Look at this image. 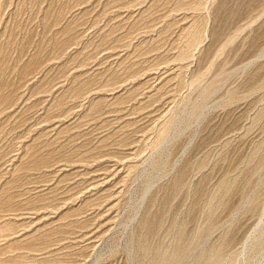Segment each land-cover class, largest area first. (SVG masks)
I'll list each match as a JSON object with an SVG mask.
<instances>
[{
  "label": "rangeland",
  "instance_id": "rangeland-1",
  "mask_svg": "<svg viewBox=\"0 0 264 264\" xmlns=\"http://www.w3.org/2000/svg\"><path fill=\"white\" fill-rule=\"evenodd\" d=\"M80 1L83 0H50L52 8L63 5L68 10L71 8L74 11L72 14H78L77 9L84 12L77 18L71 34L58 36V39H63L49 40L50 43V33L59 26L55 28L56 24L53 23L55 13L51 11L54 9L47 10L49 0L3 2L0 18L9 21V26L0 40V47H6L0 58V66L5 70L0 84L2 82L5 92L10 96L19 86L22 91L16 102L0 106V190L6 187L5 192L0 193V215L7 208L10 211L7 214L11 215L1 220L7 222L9 227L6 225V230L9 233L17 231L18 234L14 237L18 241L27 234L30 235L29 233L37 238L41 234L30 247L43 248L49 242L46 246L53 251V257H59L60 260L47 264H134L138 260V264H141V254L136 253L137 243L147 241L155 247L167 246L181 223H185L183 230L186 235L203 229V223H206L203 212L209 198L216 192L215 188L243 166L246 171L241 176L240 184L234 187V192L225 196V205L213 220L224 225L227 221V228H231L227 236L229 242L223 247L229 258L226 264H264V167L258 168L260 164L257 163L259 156L263 155L254 154L256 147L264 140V87L260 88L262 83L264 85V0H147L148 4L145 3L144 6V3L140 4L144 0H85L84 6ZM127 3L129 5L126 6ZM133 3V10L127 12V8H130L128 6ZM199 3L203 6L199 7ZM194 4L193 10L191 7ZM79 5L83 8L79 7L75 11ZM138 6L141 11L150 7L151 10L141 16ZM145 6L148 8H144ZM196 7L201 8L197 13ZM138 13L140 17L137 16ZM197 14L206 18L207 36L203 38L200 47L191 51L192 55L188 60L180 63L179 51L186 49L184 43L186 44L187 36L184 33L199 19ZM60 23L62 21L59 25ZM131 23H134V27ZM2 30L0 26V34ZM130 30H134L133 34L127 37L126 33ZM131 33L132 31L129 32ZM72 34L75 39H70ZM234 34L238 35L234 43L215 57L227 38L234 37ZM21 42L25 53H29L23 52L20 56L18 53L22 48ZM60 42L65 45L61 52V46L58 48ZM37 45L38 48L40 46V67L27 76V73L22 72L21 61L27 60ZM18 57H23L20 62ZM16 61L19 66L12 73L11 68L17 64ZM108 69L113 73L118 72L112 85L114 87L110 86L113 91L110 92H113V96H121L120 105L112 104L113 96L110 92L93 90L106 84L105 79L112 73ZM202 73L205 75L203 84L207 85L215 79H222L224 82L221 80L222 85L202 103L204 106L202 105L201 113H196L197 116L192 114V110L194 106L201 104V100H197L200 95L197 94H200L201 86L206 85L202 84L199 91L197 88H188L187 83L195 75ZM127 76H134L136 79ZM82 82L89 83L88 89L81 92L82 95L78 97L70 92L74 85H82ZM106 88L109 89H102ZM231 89L237 91L231 96L237 102L225 106L227 92ZM64 91L66 99L71 98L66 101L68 109L65 113L57 110L50 113L46 110L54 95L63 94ZM183 97H186L185 102L192 109L187 104L188 109L182 108L185 113L181 112V108L176 111L180 116L177 115L178 122L173 128L177 127L173 133H169V138L173 137L175 140L168 139L160 149L153 151V129L177 105L176 102L184 100ZM102 98L105 102H102L100 113L91 117L86 115L89 105ZM259 109L263 110L262 122L250 125ZM186 110H191L190 114ZM63 126L70 128L58 134V129ZM116 126V131L121 130L117 131L119 133L114 130ZM43 135L47 136L42 138L44 143L40 141L36 144L37 155L30 157L28 163L32 168H35V164L41 167L47 165V168L30 172H26V167H22V170L19 167L15 169L24 154L25 146H30L34 139ZM104 136L109 137L108 142H103L100 146L97 142ZM225 141L226 145L223 147ZM48 153H51V159H48ZM202 157H207L210 161L207 170L205 168V180L196 175L199 187L203 188L202 192L179 190L175 191L174 196L170 181L176 171L186 162L190 165L195 164V161L200 162ZM169 167L175 168L170 170ZM14 169L19 171L12 176ZM259 169L263 171L258 176ZM161 170L171 175L163 177ZM158 176L162 178H156ZM256 183L257 186L260 185L257 187ZM145 184L150 188L148 196H144L147 189ZM256 194L257 200L253 206L237 215L235 211L241 203L240 198H252ZM188 195H191L192 200ZM164 200H167L166 203L160 204ZM9 203L12 206L6 207ZM158 215L160 220L165 221L160 222V233L150 236L144 230V225L153 222ZM76 219L78 222H72ZM11 229L14 231L11 232ZM7 231L4 232L5 235ZM143 231H146L145 234ZM258 231L262 234L263 244L254 241L260 240V237L257 239L261 236ZM219 235L217 230L210 236L208 243L207 240H200L198 245L201 248L197 247L196 254L212 244L217 246ZM46 236H49V240ZM259 242L263 247L257 244ZM20 243L23 245L20 248L28 247L27 243ZM133 243L135 246H132ZM132 251H135L136 256ZM196 254L194 253L195 261L191 260L194 261L192 263L196 264L197 259H200L197 264H204L205 258L202 256V259L201 255L198 258ZM6 256L0 255V264H9L6 260H9V256Z\"/></svg>",
  "mask_w": 264,
  "mask_h": 264
},
{
  "label": "bare ground",
  "instance_id": "bare-ground-1",
  "mask_svg": "<svg viewBox=\"0 0 264 264\" xmlns=\"http://www.w3.org/2000/svg\"><path fill=\"white\" fill-rule=\"evenodd\" d=\"M45 1V0H44ZM53 1V0H52ZM132 1V0H131ZM145 1V2H144ZM144 1H142V2H140V4H142V3H144L142 6H144L145 5V3H146V1L147 0H144ZM200 1V0H199ZM202 1V0H201ZM3 2H4V0H0V14H1V11H2V7H3ZM17 2V1H16ZM68 2V1H67ZM81 2V1H80ZM83 2V4H82V6H84L85 5V0H83L82 1ZM81 2V3H82ZM128 2V1H127ZM130 2V1H129ZM151 2V1H150ZM156 2V1H155ZM155 2H153L154 4H155ZM158 2V1H157ZM203 2H205V1H203ZM69 3V2H68ZM77 3H78V1H77ZM87 3V2H86ZM198 2H196V4H197ZM202 3V2H201ZM201 3H199L198 4V6L199 7H201V6H203V4L200 6V4ZM20 4L21 5H23L21 2H20ZM51 3H50V0H49V7H48V9L47 10H49L50 8H52L53 6H51L50 5ZM146 4H148V2L146 3ZM157 4V3H156ZM193 4V3H192ZM192 4H191V6H192ZM40 5V4H39ZM61 5V4H60ZM65 5V4H64ZM126 6L127 5H129L128 3L127 4H125ZM132 5V4H131ZM153 5V4H152ZM190 5V4H189ZM16 6V5H15ZM63 6V5H62ZM62 6H60V7H58V8H56V7H54V8H52V9H54V11L52 10L51 11V13H55V15H56V17H55V15H53L54 16V18H53V16H51V22H52V18H53V23L54 24H56V26H55V28L57 27V26H59V27H57L55 30H53L50 34H51V36H50V39H48V42L50 43V41H55V40H60V39H63V38H60V39H58L57 37L58 36H60V37H65V35H69V33L70 32H72V31H74V30H72V28H74V25H75V22H77L78 20H77V18L79 17H81L82 16V14L84 13V12H82L81 10H78L77 8H79L80 7V5L78 6V7H76L75 8V11H76V9H77V11H78V14H72L73 12L71 11V8H70V10H68V8H64V6L62 7ZM69 6V5H68ZM71 6V5H70ZM69 6V7H70ZM72 6H74V4L72 5ZM124 6V5H123ZM133 6H134V3H133V5L132 6H128V7H130V8H127V12H129V10H133L132 8H133ZM197 6V5H196ZM197 6V7H198ZM206 6L207 5H205V8H206ZM194 7H195V4H194V6L193 7H191V9L193 8V10H194ZM195 8V11H196V13L198 12V10L200 11L201 10V8ZM31 8V7H30ZM56 8V9H55ZM83 7H80V9H82ZM138 8H139V6H138ZM141 8V7H140ZM139 8V10L141 11V9ZM144 8H148L147 6H145ZM153 8V7H152ZM203 8V7H202ZM125 9H126V7H125ZM143 9V8H142ZM150 10H151V7L149 8ZM149 9H145L144 11H139L140 13H138V15L137 16H139V14L141 15V16H144V15H146L145 13L147 12V10H149ZM182 9H184V8H182ZM188 9H190V6H189V8ZM51 10V9H50ZM149 10V11H150ZM186 10V9H185ZM126 11V10H125ZM138 11V10H137ZM149 11H148V14L150 15V13H149ZM187 11V10H186ZM190 11V10H189ZM195 11H192L193 13L195 12ZM204 11V10H203ZM132 12V11H131ZM130 12V13H131ZM263 12H264V10H263ZM185 13V12H184ZM200 13V12H199ZM214 13V12H213ZM2 15V14H1ZM79 15H81V16H79ZM148 16V15H147ZM194 16H196V15H194ZM197 16L199 17V19H198V17L196 18V19H198L197 21L195 20V22L191 25V26H189V29H188V31H186V33H184V35L185 36H187V41H185L186 42V44L184 43V45H186V49H185V51H179L181 54L179 55V58H178V61H180V63H182L183 61H186V60H188V58L192 55L191 54V51L195 48L196 49V47H198L201 43H202V41H203V38L205 37V36H207L206 34L208 33V31H207V25H206V18H203L204 17V15L202 16L201 14H197ZM140 17V16H139ZM138 17V18H139ZM146 17V16H145ZM44 19V18H43ZM142 19V18H141ZM44 20H46V19H44ZM62 21V23H60V25H59V22H61ZM137 22V21H136ZM9 21H5L4 19H2V18H0V26H2V33L0 34V40H1V38H2V36H3V32H4V34H5V32H6V30L8 29L7 28V26H9ZM135 23V22H134ZM133 23V24H134ZM54 24H53V27H54ZM132 24V23H131ZM133 24H132V26H133ZM208 24V23H207ZM135 25H136V23H135ZM4 26V27H3ZM131 25H130V29H131V27H132ZM152 26V25H151ZM207 26V27H206ZM134 27V26H133ZM148 27V26H147ZM150 28V27H149ZM76 29V28H75ZM115 29V28H114ZM133 29V28H132ZM146 29V28H145ZM72 30V31H71ZM147 30V29H146ZM186 30H187V28H186ZM257 30V29H256ZM130 31H132V33L131 34H129V32ZM130 31H128V33H126V34H128V35H126L127 37L128 36H130V35H132L133 34V31L134 30H130ZM148 32H149V30H147ZM147 31H145L146 33H148ZM211 31V30H210ZM50 32V31H49ZM48 32V33H49ZM185 32V31H184ZM211 33V32H210ZM42 34V33H41ZM71 34V33H70ZM237 34V33H236ZM75 35V34H74ZM46 36V35H45ZM73 36V34L71 35V37H70V39L72 38V39H75V36H74V38L72 37ZM238 36V35H237ZM235 34H234V37L232 36L231 38H227V40L223 43V45L218 49V51L215 53V57H217V55H219L223 50H225V48H227L228 46H231L233 43H234V41H235V39H236V37H237ZM8 37V36H7ZM78 37V36H77ZM76 37V38H77ZM119 37V36H118ZM219 37H221V36H219ZM185 38V37H184ZM79 39V38H78ZM219 39V38H218ZM43 40V39H42ZM50 40V41H49ZM185 39H183V41H184ZM63 41V40H62ZM181 41V40H180ZM47 42V41H46ZM153 43H154V40L152 41ZM23 42H21L20 43V46L22 47L21 48V50L19 51V53H18V55H22V53L24 52L25 53V50H24V47H23V44H22ZM53 43V42H52ZM55 43V42H54ZM61 43H63V42H60L59 44L60 45H58V48H59V51L61 52L62 50H64V44H61ZM56 45L58 44L57 42L55 43ZM158 44V43H157ZM26 45V44H25ZM39 45H41V43H39ZM50 45V44H49ZM155 45V44H154ZM0 46H2L1 44H0ZM9 46V45H8ZM52 46H54V44H52ZM139 46V45H138ZM156 46V45H155ZM201 46V45H200ZM199 46V47H200ZM12 47V46H11ZM55 47V46H54ZM53 47V48H54ZM57 47V46H56ZM55 47V48H56ZM58 48H56V49H58ZM136 48V47H135ZM134 48V49H135ZM180 48H182V47H180ZM6 49V47L5 48H1L0 47V58H1V55L3 54V50H5ZM38 49H40V46H39V48H38V45L36 46V49H34V51H32V53H30L29 54V57H27V60H25V56H24V62H23V60L21 61V63H22V72L23 73H27L26 75L27 76H30L31 74H33L35 71H36V69H38L40 66H39V63H40V56H39V50ZM137 49V48H136ZM183 49V48H182ZM180 50V49H179ZM28 51V50H27ZM31 51V50H30ZM59 52V53H60ZM4 53H5V51H4ZM27 53H29V51L28 52H26L25 54H27ZM63 53V52H62ZM263 54H264V52H262ZM162 54V53H161ZM262 55V54H261ZM159 56V55H158ZM163 56V55H162ZM261 57V56H260ZM21 58H23V57H18L17 59H18V61L20 62V59ZM177 58V57H176ZM258 59V58H257ZM165 60V59H164ZM254 60H256V59H254ZM175 61H177V59H175ZM174 61V62H175ZM177 61V62H178ZM253 61V60H252ZM252 61H251V63H252ZM255 61H253V63H254ZM256 62H257V60H256ZM16 63H17V61H16ZM20 63V64H21ZM123 63V62H122ZM212 63V62H211ZM252 63V64H253ZM213 64V63H212ZM211 64V65H212ZM1 65V64H0ZM181 65V64H180ZM13 66V65H12ZM16 66H19V64L17 63V64H15V66L14 67H12L11 68V72L13 73L14 71H15V69H16ZM42 66V65H41ZM152 66V65H151ZM210 66V65H209ZM243 67V66H242ZM4 68V67H3ZM1 66H0V79H1V77L2 76H4V74H5V70L3 69ZM122 69V68H121ZM209 69H211L210 67H209ZM261 69V68H260ZM259 69V70H260ZM19 70V69H18ZM108 70H110V69H108ZM126 70V69H125ZM129 70V69H128ZM208 70V69H207ZM255 70V69H254ZM42 71V70H41ZM111 71V70H110ZM20 72V71H19ZM112 72V71H111ZM116 72V71H115ZM110 73L109 75H108V77L105 79L106 80V84H104L103 86H102V88H105V87H109V89H102L101 87V89L100 88H95V89H93V90H99V91H101V93H108V92H110V91H113V90H111V89H113L112 87H114V86H112L113 84H114V81H115V79L118 77V75H116L117 73ZM125 72V71H124ZM206 73H207V71H205ZM254 72V71H253ZM127 73V72H126ZM205 73V74H206ZM255 73V72H254ZM125 74V73H124ZM106 75V74H105ZM104 75V76H105ZM128 75V74H127ZM230 75V74H229ZM27 76H25V77H27ZM103 76V75H102ZM103 76V77H104ZM106 77V76H105ZM126 76L124 75V78H125ZM203 77H205V75H204V73H202V74H197V75H195L194 76V78L192 79V80H190L188 83H187V87L188 88H197L198 90L200 89V86L203 84ZM218 77V76H217ZM21 78V77H20ZM127 78H130V79H133V80H135L136 78L134 77V76H130V77H128L127 76ZM220 78V77H219ZM126 79V78H125ZM228 79V78H227ZM251 79V78H250ZM2 80V79H1ZM0 80V81H1ZM4 80V79H3ZM90 80V79H89ZM88 80V82H90ZM100 80V79H99ZM102 80V79H101ZM127 80V79H126ZM222 80V79H221ZM221 80L219 79H215V80H213L212 82H210L209 81V83L206 85V83H204L206 86H201V92H200V94H197L198 96L200 95V98L199 99H197V100H201V104H198L197 102L198 101H196V103L198 104V105H196V106H194V108H193V110H192V114H196V113H201L200 111H201V108L204 106V104H202L209 96H211L222 84H221ZM83 81H85V79L83 80ZM125 81V80H124ZM223 81V80H222ZM134 82V81H133ZM132 82V83H133ZM187 82V81H186ZM185 82V83H186ZM224 82V81H223ZM247 82V81H246ZM105 83V82H104ZM249 83V82H248ZM5 84V83H4ZM203 84V85H204ZM11 85V84H10ZM89 85V83H83L82 82V85H81V83H79V84H76V85H74L73 87H72V90L73 91H70L71 93L73 92V94L74 95H76V96H78V95H80L81 94V92H83L86 88L88 89V86ZM246 85H247V83H246ZM8 86V85H7ZM110 86H112L111 88H110ZM117 86V85H116ZM261 86H263L264 87V85H263V83H262V85H260V88H262L263 89V87H261ZM16 87V86H15ZM139 88V87H138ZM260 88H259V90H260ZM68 89H69V87H68ZM137 89V88H136ZM196 89V90H197ZM197 90V91H198ZM199 90V91H200ZM227 90V89H226ZM259 90H258V92H259ZM6 91V88H5V86L4 85H2V82H1V84H0V106H4V105H6V104H8V103H14V102H16L17 101V99H19V96L21 95V93L20 92H22L21 91V89H20V86L19 87H17V88H15L12 92V95L10 96V94H8L7 92H5ZM135 91V90H134ZM139 91V90H138ZM137 90H136V92H138ZM9 92V91H8ZM67 92V91H66ZM88 92V91H87ZM237 91L236 90H233V89H231V90H229L227 93H228V96H227V100H226V102H225V106H228V105H230V104H232V103H234V102H237V100L236 99H234V100H236V101H233L232 100V97L231 96H233V94L235 95V93H236ZM254 92V91H253ZM263 92H264V89H263ZM111 93V92H110ZM113 93V92H112ZM112 93L110 94V95H112ZM133 93V92H132ZM199 93V92H198ZM251 93V92H250ZM249 93V94H250ZM66 93H65V91H64V93L62 94H58V95H54V97H53V99H52V103H51V105L49 106V108H47L46 110H48L50 113H53V112H55V110H57L58 112H64L65 110H67L68 108H66L67 106H66V101H67V99L69 98V97H67V99H66V95H65ZM249 94H248V96H249ZM264 94V93H263ZM74 95H73V97H74ZM82 95V94H81ZM109 95V96H110ZM237 95V94H236ZM251 95V94H250ZM104 96H105V94H104ZM113 96V95H112ZM70 97H71V95H70ZM79 97V96H78ZM121 97V96H120ZM120 97H116V96H113V98H112V104L113 105H120L119 104V101H121L120 99ZM238 97V96H237ZM107 98V97H106ZM184 98H186V97H183L182 99H184ZM189 98V97H188ZM210 98V97H209ZM235 98H236V96H235ZM244 98H245V96H244ZM69 99H71V98H69ZM73 99H75V98H72V100ZM225 99V98H224ZM239 100L238 101H240V98H238ZM242 99V98H241ZM190 100V99H189ZM186 101H188V100H186ZM102 102H105L104 101V98H102V100L101 99H99V100H95V102H91L92 104L91 105H89V107H88V109L85 111V113H86V115H88V116H90L91 117V115H94V116H96L95 115V113H97V112H99V110H100V108H101V105H103L102 104ZM190 102V101H189ZM177 103V105H175V107H172L173 109H171V111H168V113L162 118V121H161V123L160 124H158L156 127H155V129H153V131L155 130V135H154V139L152 140L153 141V144H151L152 146L151 147H153V151L154 150H157V149H160L161 148V146L165 143V141L167 140V141H169L171 138H173V137H170L169 138V133H171L170 131H172V133H173V130L177 127H175V128H173L174 126H175V124H176V121H177V115L178 114H176V111L178 112V111H180L179 109L181 108H183V109H188V106H190L189 108H191V105L190 104H188V102H185V99L184 100H182V101H179V103L178 102H176ZM191 103V102H190ZM193 104H194V102H192ZM224 103V102H223ZM222 103V104H223ZM187 104H188V106H187ZM219 104V103H218ZM111 104H109V106H110ZM113 105H111L112 107H114ZM203 105V106H202ZM234 105V104H233ZM224 106V105H223ZM224 106V107H225ZM185 107V108H184ZM11 108V107H10ZM179 108V109H178ZM183 109L181 110V112L183 111ZM192 109V108H191ZM1 110H3V109H1ZM256 111V110H255ZM129 112V111H128ZM184 112V111H183ZM186 112H189V111H187L186 110ZM190 112H191V110H190ZM190 112H189V114H190ZM65 113V112H64ZM100 113V112H99ZM130 113V112H129ZM185 113V112H184ZM262 113H263V110H261V109H259L258 111H257V114L255 115V117H254V119H253V121H252V123L250 124V125H255V124H258L259 122H262V120L264 119H262L261 118V115H262ZM98 114V113H97ZM120 114V113H119ZM127 114V113H126ZM188 114V115H189ZM85 115V114H84ZM197 116H198V114H196ZM196 115H192V117L193 116H195L196 117ZM203 115V114H202ZM178 116H180V115H178ZM98 117V116H97ZM117 117V116H116ZM190 117H191V115H190ZM194 117V118H195ZM201 117V116H200ZM263 117V116H262ZM199 118V117H198ZM197 119V118H196ZM195 119V120H196ZM120 120V119H119ZM192 121V120H191ZM178 122V121H177ZM120 123V122H119ZM126 123H129L128 121H126ZM125 122H123V124H125L126 126H127V124H126ZM189 123V122H188ZM118 124V123H117ZM122 124V123H121ZM125 125H122L123 127L125 126ZM129 125V124H128ZM62 126V125H61ZM66 126V125H65ZM130 126V125H129ZM128 126V127H129ZM68 127V126H67ZM67 127H62V128H60V129H58V134L59 133H62V132H66L69 128H70V126L67 128ZM115 128L117 129V126L116 127H114V130H115ZM122 128V127H121ZM173 128V129H172ZM118 129H120L119 127H118ZM125 129V128H124ZM124 129H122V131H124ZM176 130V129H175ZM116 131V130H115ZM114 131V132H115ZM117 131H119V130H117ZM116 131V132H117ZM121 131V130H120ZM119 131V132H120ZM115 132V133H116ZM119 132H117V133H119ZM114 133V134H115ZM116 133V134H117ZM154 133V132H153ZM57 135V134H56ZM173 135V134H172ZM171 135V136H172ZM45 136L46 135H43V136H41V137H39L38 139H34L32 142H31V145L30 146H28V145H26L25 146V151H24V154H23V156L22 157H20V161H21V163H20V161H19V165L18 166H16V168L15 169H17V167H19V170H22V167H26L25 169H26V172H30V171H37V170H39V169H42V168H47V165H45V166H38V165H36L35 164V168H32L31 166H29L30 165V163H28V161H29V159H31L32 157H34V155L36 154L37 155V152L35 151V147H36V144L38 143L39 144V142L41 141V142H43L44 140L43 139H45ZM112 136V135H111ZM47 137V136H46ZM105 137V136H104ZM109 137H110V134H109ZM109 137H105V138H101L98 142H97V144H103V142L105 143V142H108V138ZM43 138V139H42ZM169 139V140H168ZM174 139V138H173ZM175 140V139H174ZM173 140V141H174ZM171 141V140H170ZM46 142V141H45ZM113 142V141H112ZM44 143V142H43ZM152 143V142H151ZM37 144V145H38ZM41 144V143H40ZM107 144V143H106ZM112 144V143H111ZM226 145V141L225 142H223V147ZM101 146V145H100ZM107 146V145H106ZM116 146V145H115ZM255 146H258L257 144L255 145ZM45 147H47V146H45ZM91 147H93V146H91ZM99 147V146H98ZM102 147H103V145H102ZM113 147V146H112ZM119 147V146H118ZM37 148V147H36ZM101 148V147H100ZM99 148V149H100ZM106 148V147H105ZM34 149V152H32L31 153V150H33ZM38 149V148H37ZM95 149V148H94ZM96 149H97V147H96ZM62 150V149H61ZM262 154L263 156H259V159L257 160V163H258V165L260 164V166L258 167V168H260V167H264V140H263V142L261 143V145L260 146H258V147H256V149L254 150V154L255 155H257V154ZM35 155V156H36ZM51 153H48L47 154V156H48V159H51ZM252 154H250V156H251ZM255 155L253 156V157H255ZM41 156V155H40ZM222 156V155H221ZM31 157V158H30ZM203 158V157H202ZM118 159V158H117ZM251 159V158H250ZM210 161H209V159L207 158V157H204L200 162H196L195 161V164H191L190 165V163L189 162H186L185 164H183V166H181V167H179V169L176 171V174H175V176L171 179V181H170V184H171V186H170V188H171V191H172V194L174 195V193H175V191H179V190H187V191H189V192H194V193H196L197 191L198 192H200L203 188L202 187H199L200 185H199V183H198V181H196V177L197 176H199V177H201V179L202 180H205V177H206V170H207V166H208V164L210 165V163H209ZM247 162H248V160H247ZM38 163V162H37ZM184 163V162H183ZM245 163V162H244ZM249 163V162H248ZM247 163V164H248ZM253 163V162H252ZM39 164V163H38ZM256 164V163H255ZM167 165V164H166ZM165 165V166H166ZM174 165V164H173ZM188 165H190V166H188ZM246 165V164H245ZM253 165V164H252ZM252 165H251V167H252ZM156 166V165H155ZM165 166H164V168H165ZM168 166V165H167ZM176 167H177V165H175ZM249 166V165H248ZM49 167V166H48ZM172 167V166H171ZM243 167V166H242ZM239 168L238 170H237V172H236V174L235 175H233L232 177H231V175H230V178L229 179H226V180H223L221 183H219V185L217 186V188H215L216 189V192H214L213 194L214 195H210L211 197L209 198V201L207 202V204H206V209H204V212H203V216L205 217V222L206 223H203V224H205V226L203 227V229H198V230H196V232L194 233V234H190V235H186L185 234V230H183V227H184V225H185V223H181L180 224V227L176 230V232L175 231H173V232H175L174 233V236L172 237V242H170V244L169 245H167V246H165V245H159V246H152V245H150L147 241H140L139 243H137L136 244V253L137 254H141V256H140V263L141 264H149V263H154V264H194V263H192V262H194L195 261V259H193V256H194V253L196 254V252L195 251H197V247L199 246L198 245V243H200L199 241L201 240H203V242H205L206 240V243H208V241H209V239H210V236L215 232V231H217L218 230V232H220V235L218 236V245L217 246H212L211 244V246L210 247H208V248H206L204 251H201V252H199V254H196L197 255V257L199 256V255H201V257L203 256L204 258H205V261H204V264H226L228 261V256H227V254L226 253H224L225 251H224V244H227L228 242H229V240H228V238H227V236H228V234H230L229 232H230V227L229 228H227V224H229V222L227 223V221H226V225H224V224H222V223H220V222H217V221H215V220H213V219H215V217H216V215H217V213H218V211L220 210V209H223V207H224V203H225V196L227 195V194H231V192H234L233 190H234V187L236 186L237 187V185H239L240 184V182H241V176H242V174L243 173H245V169H244V167L243 168ZM250 167V166H249ZM255 167V166H254ZM170 168V167H169ZM168 168V169H169ZM175 168V167H174ZM174 168H170V170L172 169H174ZM205 168H206V170H205ZM257 168V169H258ZM14 169V172L11 174L12 176L15 174V173H17L19 170H15ZM247 169H248V167H247ZM164 170H166V169H164ZM163 170V171H164ZM249 170V169H248ZM253 170H256V169H253ZM162 171V170H161ZM162 171V172H163ZM251 171V170H250ZM263 171V170H262ZM261 169H259V173L257 174L258 176L259 175H261ZM171 172V171H170ZM173 172V171H172ZM257 172V171H256ZM164 173V172H163ZM252 173V172H251ZM18 174V173H17ZM24 174V173H23ZM168 174H170V173H168ZM168 174H167V172H165L162 176L164 177V176H168ZM198 174V175H197ZM255 174V173H254ZM1 175V174H0ZM20 175V174H19ZM171 175V174H170ZM197 175V176H196ZM248 175H249V173H248ZM193 176H195V178L193 177ZM253 176V175H252ZM228 177V176H227ZM243 177V176H242ZM245 177V176H244ZM156 178H162V177H160V176H158V177H156ZM155 178V179H156ZM247 178V177H246ZM259 178V177H258ZM198 180V179H197ZM244 180H245V178H244ZM153 181V180H152ZM200 181V180H199ZM203 182V181H202ZM243 182V181H242ZM16 183V182H15ZM258 183H260V182H258ZM7 184L9 185V183L7 182ZM7 184H5V185H7ZM205 184V183H204ZM249 184V183H248ZM146 185V184H145ZM150 185V184H149ZM243 185V184H242ZM251 185V184H250ZM254 185V184H253ZM252 185V186H253ZM260 184H258V186H259ZM4 186V185H3ZM148 185H146V187H147ZM151 186V185H150ZM248 186V185H247ZM256 186H257V183H256ZM256 186H254V187H256ZM257 186V187H258ZM5 187V186H4ZM146 187H144V189H146ZM216 187V186H215ZM239 187V186H238ZM245 187V186H244ZM167 188V187H166ZM144 189H143V191H144ZM149 187H147V189L145 190V192H144V196H148L149 194H147L148 192H149ZM163 189V188H162ZM240 189V188H239ZM5 190H6V187L5 188H3V189H1L0 190V193H2V192H5ZM238 190V189H237ZM243 190H244V188H243ZM242 190V191H243ZM247 190V189H246ZM254 190H257V189H254ZM165 191V190H164ZM181 191V192H182ZM206 191V190H205ZM214 191V190H213ZM168 192V191H167ZM188 192V193H189ZM202 192V191H201ZM235 192H237V191H235ZM244 192V191H243ZM143 193V192H142ZM166 192H164V194H165ZM170 193V192H169ZM183 193V192H182ZM185 193V192H184ZM242 193V192H241ZM256 193H257V191H256ZM167 194V193H166ZM171 194V193H170ZM177 194V193H176ZM203 194H205V193H203ZM251 193H249V195H250ZM254 194H255V192H254ZM39 195V194H38ZM38 195H36L35 197L37 198V196ZM197 195V194H196ZM199 196L201 195V194H198ZM248 195V196H249ZM253 195V194H252ZM142 196H143V194H142ZM175 196V195H174ZM189 196V195H188ZM202 196V195H201ZM205 196V195H204ZM1 197V196H0ZM163 197H165V195L163 196ZM169 197V196H168ZM191 197V195L189 196V198ZM7 198H9L8 196H7ZM199 198V197H198ZM207 198V197H206ZM228 198V197H227ZM144 199H145V197H144ZM169 199V198H168ZM167 199V200H168ZM171 199V198H170ZM191 199V198H190ZM189 199V200H190ZM4 200V199H3ZM30 200V199H29ZM167 200H164V201H162V202H160V204L161 203H166V201ZM188 200V201H189ZM192 200V199H191ZM197 200V199H196ZM206 200V199H205ZM256 200H257V194L256 195H254L252 198L250 197H241L240 198V201H241V203H239V205L237 206V209H236V211H235V213H237V215H238V213L239 214H241L243 211H245L247 208H250V207H252L253 206V204L256 202ZM1 201V200H0ZM187 201V202H188ZM207 201V200H206ZM206 201H204V202H206ZM3 202V201H2ZM152 202V201H151ZM194 202H195V200H194ZM179 203V202H178ZM196 203V202H195ZM10 204V203H9ZM7 205L6 207H11L12 206V203L10 204V205ZM176 204V203H175ZM190 204V203H189ZM196 204H198V203H196ZM204 204V203H203ZM0 205H1V202H0ZM150 205H152V204H150ZM181 205V204H180ZM3 206V205H2ZM149 206V205H148ZM169 206V205H168ZM168 206H166V207H168ZM1 207V206H0ZM160 207H161V205H160ZM177 207V206H176ZM256 207V206H255ZM259 207H260V204H259ZM14 208V207H13ZM171 208V207H170ZM186 208V207H185ZM261 208V207H260ZM6 209V208H5ZM11 209V208H10ZM158 209V208H157ZM176 209V208H175ZM252 209V208H251ZM255 209V208H254ZM262 209V208H261ZM0 210H1V208H0ZM4 210V209H3ZM12 210H14V209H12ZM150 211V210H149ZM186 211V210H185ZM256 211V210H255ZM259 211H262V210H259ZM10 211H9V208H7V210L6 211H4V213H3V211H2V215H0V255L1 256H3V255H7V256H9L8 258H9V260L8 259H6L7 260V262H9V264H47V263H49V262H57V261H60L58 258H56L55 256L53 257V251H51V250H49L50 249V247L49 246H46V244H48V243H45V247H43V248H38V246H41V245H38V246H36L38 249H34L33 247H30L31 245H33V244H35L34 242H37L36 240L38 239V238H40V235L41 234H39V236H38V238H37V236H35L34 237V235H32L31 233H29L30 235H26V236H24L23 238H21V239H19V241H18V239H16V236L14 237V235H16V234H18L17 233V231L16 232H12V231H14V230H12L11 229V232L12 233H9L7 230H6V221H5V223L3 222V221H1L2 220V218H3V220H4V218L6 217L7 218V216L9 215V214H7V213H9ZM158 212V214L160 215L161 213V210H160V212L159 211H157ZM164 212V211H163ZM166 212H167V208H166ZM169 212H170V210H169ZM189 212V211H188ZM1 213V212H0ZM148 213V212H147ZM173 213V212H172ZM234 213V214H235ZM11 214V213H10ZM13 215L14 214H16V213H12ZM143 214V213H142ZM165 214V213H164ZM184 214V213H183ZM191 214V213H190ZM231 214H232V212H231ZM243 214V213H242ZM159 215H158V217H155L154 218V221L153 222H151V223H147V218H146V225H144V230L146 229V231L148 232L147 234L148 235H153V234H155L156 232H159L158 230H160V228L162 227L161 226V221L162 220H164V219H162V220H160V218H159ZM168 215L170 216V214L168 213ZM172 215V214H171ZM175 215V214H174ZM237 215H236V217H237ZM9 216H11V215H9ZM75 216V215H74ZM73 216V217H74ZM144 216H147V215H145L144 214ZM166 216H167V214H166ZM177 216H178V214H177ZM188 216V215H187ZM13 217V216H12ZM182 217V216H181ZM235 217V218H236ZM5 218V219H6ZM143 217H141V219H142ZM157 218V219H156ZM168 218V217H167ZM178 218V217H177ZM233 218V217H232ZM234 219V218H233ZM169 220V219H168ZM203 220V219H202ZM217 220V219H216ZM165 221V220H164ZM230 221V220H229ZM231 221H232V219H231ZM234 221V220H233ZM1 222H3V224H1ZM72 222H78L77 221V219H76V221H72ZM172 222V221H171ZM171 222H170V224H171ZM140 223V222H139ZM223 223H225V222H223ZM179 224V223H178ZM141 225H142V223H141ZM140 225V226H141ZM8 226V225H7ZM9 227V226H8ZM200 227V226H199ZM233 227V226H232ZM174 229V228H173ZM197 229V228H196ZM9 230H10V228H9ZM141 230V229H140ZM6 231L9 233H7L6 235H5V233H6ZM145 231V232H146ZM5 232V233H4ZM145 232L143 231L142 233H144L145 234ZM188 232V231H187ZM160 233V232H159ZM257 233V232H256ZM258 233H259V231H258ZM34 234H36V233H34ZM157 234V233H156ZM260 234V233H259ZM24 235V234H23ZM38 235V234H37ZM44 235H45V233H44ZM48 235V234H47ZM261 236H258L257 237V239H259V237H260V240H254V241H262V234H260ZM154 236V235H153ZM157 236H160V234H158ZM230 236V235H229ZM19 237H22V236H20L19 235ZM41 237H44V236H41ZM48 237V240H49V236H46L45 238H47ZM212 237V236H211ZM18 238V237H17ZM61 238V237H60ZM135 238H136V236H135ZM139 239H140V237H139ZM148 239V238H147ZM160 239V238H159ZM22 240V241H21ZM43 240H44V238H43ZM51 240V239H50ZM132 240V239H131ZM143 240V239H142ZM162 240V239H161ZM168 240V239H167ZM135 241V240H134ZM136 241H137V238H136ZM159 241V240H158ZM20 242H22V243H27L28 245V247L26 246V245H24L25 247H27V248H20V247H23V245H21V243ZM255 242V243H256ZM257 243V244H261V243ZM18 243H20V244H18ZM51 243H52V241H51ZM159 243V242H158ZM158 243H157V245H158ZM168 243V242H167ZM206 243H204V245H206ZM264 243V242H263ZM262 243V244H263ZM18 244V245H17ZM161 244V243H160ZM201 244H202V242H201ZM261 244V245H262ZM20 245V246H19ZM134 245V243L132 244V246ZM154 245V244H153ZM255 245V244H254ZM261 245H259L260 247H261ZM43 246V245H42ZM41 246V247H42ZM135 246V245H134ZM203 246V245H202ZM19 247V248H18ZM200 247V246H199ZM204 247V246H203ZM202 247V248H203ZM255 247L257 248L258 247V245H255ZM254 247V248H255ZM260 247H259V249H260ZM262 247H263V245H262ZM261 247V248H262ZM32 248V249H31ZM201 248V247H200ZM199 248V249H200ZM133 249H134V247H133ZM226 249V248H225ZM203 250V249H202ZM62 251V250H61ZM60 251V252H61ZM133 252V251H132ZM135 252V251H134ZM133 252V253H134ZM132 253V255H134L135 254V256H136V253H134L133 254ZM167 254V255H166ZM226 254V255H225ZM230 254H232V253H230ZM234 255V254H233ZM6 256V257H7ZM59 256V255H58ZM134 257V256H133ZM200 256L198 257V258H201ZM202 257V259H204ZM230 257V256H229ZM138 257H136V259H137ZM192 258V259H191ZM195 258V257H194ZM231 258V257H230ZM135 258H133V260H134ZM135 259V260H136ZM139 259V258H138ZM197 259V258H196ZM5 260V259H4ZM132 260V261H133ZM134 260V261H135ZM191 260H194V261H191ZM199 260L200 259H197V261L198 262H196V264L197 263H199ZM232 260V259H231ZM62 261V260H61ZM189 261V262H188ZM230 261V260H229ZM138 262H139V260H138ZM138 262L136 261V262H134V264L136 263V264H138ZM51 264V263H50ZM53 264V263H52ZM200 264H202L201 262H200ZM229 264V263H228Z\"/></svg>",
  "mask_w": 264,
  "mask_h": 264
}]
</instances>
